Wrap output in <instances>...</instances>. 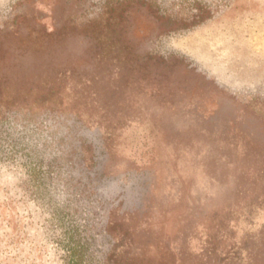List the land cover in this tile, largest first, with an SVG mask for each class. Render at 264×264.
<instances>
[{"label":"rangeland","instance_id":"1","mask_svg":"<svg viewBox=\"0 0 264 264\" xmlns=\"http://www.w3.org/2000/svg\"><path fill=\"white\" fill-rule=\"evenodd\" d=\"M0 264H264V0H0Z\"/></svg>","mask_w":264,"mask_h":264}]
</instances>
